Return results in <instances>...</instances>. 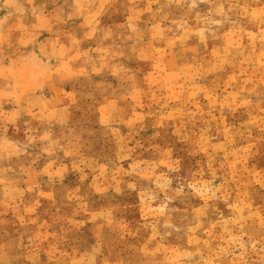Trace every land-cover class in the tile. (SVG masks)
<instances>
[{"label":"rangeland","instance_id":"1","mask_svg":"<svg viewBox=\"0 0 264 264\" xmlns=\"http://www.w3.org/2000/svg\"><path fill=\"white\" fill-rule=\"evenodd\" d=\"M0 264H264V0H0Z\"/></svg>","mask_w":264,"mask_h":264}]
</instances>
